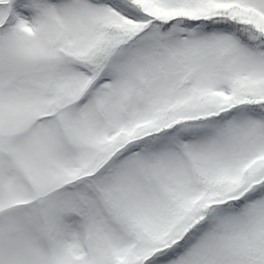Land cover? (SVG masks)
Segmentation results:
<instances>
[{
    "label": "snow or ice",
    "instance_id": "obj_1",
    "mask_svg": "<svg viewBox=\"0 0 264 264\" xmlns=\"http://www.w3.org/2000/svg\"><path fill=\"white\" fill-rule=\"evenodd\" d=\"M0 264H264V0H0Z\"/></svg>",
    "mask_w": 264,
    "mask_h": 264
}]
</instances>
